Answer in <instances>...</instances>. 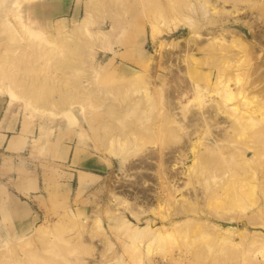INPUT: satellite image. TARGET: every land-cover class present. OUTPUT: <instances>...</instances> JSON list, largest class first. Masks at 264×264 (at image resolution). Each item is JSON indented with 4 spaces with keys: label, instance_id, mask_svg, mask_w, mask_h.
<instances>
[{
    "label": "rangeland",
    "instance_id": "rangeland-1",
    "mask_svg": "<svg viewBox=\"0 0 264 264\" xmlns=\"http://www.w3.org/2000/svg\"><path fill=\"white\" fill-rule=\"evenodd\" d=\"M21 4L45 24L39 38L16 15ZM192 79L202 88L182 97L185 120L165 116L169 93L180 98ZM0 95L22 103L24 130L38 123L30 157L40 175L28 203L0 202V264H176L174 253L177 264H264V0H0ZM207 108L227 121L188 120ZM24 140L20 132L10 146ZM185 141L179 197H193L156 211L189 203L206 223L182 221L163 237L133 232L125 219L142 228L157 212L138 222L123 192L134 193L139 174L157 186L158 160L168 165ZM206 142L229 161L211 162ZM66 145L102 165L69 173Z\"/></svg>",
    "mask_w": 264,
    "mask_h": 264
},
{
    "label": "bare ground",
    "instance_id": "bare-ground-1",
    "mask_svg": "<svg viewBox=\"0 0 264 264\" xmlns=\"http://www.w3.org/2000/svg\"><path fill=\"white\" fill-rule=\"evenodd\" d=\"M15 10H16V12H15L16 15H18V14L21 15V19L24 20V21H22L23 23L25 22V24H26V26H24V27L25 28H30L29 29L30 31H28V32H27L28 29L25 30L27 33H29V35L30 34H34V36H36V34H37V36L39 38L38 34H40V33L42 35L44 34L43 27H44L45 24L44 23H42V24L38 23L37 24V23H35V21H30L29 20L30 17H28L29 14L27 15L29 10L24 8V6L22 4L21 5H17ZM18 17H20V16H18ZM178 18H180V17L178 16ZM85 21L86 20H84V22ZM25 24H23V25H25ZM189 24H190V27H191V23H189ZM154 25H156V24H154ZM152 27H154V26H152ZM154 28H153V32L157 33L158 28H155V29ZM36 31H37V33H36ZM190 41H191V39L187 40L186 43H185V48H186L185 50L186 51L188 50L187 48H188V45H189ZM160 45H162V44H160ZM182 47H184V46H182ZM158 48H159V46H158ZM158 48H157V51H158ZM179 51H181V50H179ZM184 54H186V53H184ZM166 55H168V54H166ZM180 55H183V54H180ZM154 59H156V58H154ZM178 81H177V78H176V82H178ZM180 86L181 85H179V88L177 90H178L179 94L182 95V96L179 98V97H177L175 95V92L171 91L169 93V97H171V101L168 100V102H169V104L167 103L168 105H166V103H165V105L167 107H165L166 109L164 110V115L165 116L168 115V117H171V115H172L174 117V120H177L179 122H181L182 119L185 120L184 117H185V113L186 112H185L184 108L187 106V104L184 103L181 100L182 97H184V96L187 97L188 96V92L190 91L191 93H193L195 98H199L200 97L201 88H202V87L200 88L199 84L196 81H194L193 79H192L191 82H189L188 89L183 87L180 90ZM201 95H202V93H201ZM190 100H193V98L192 99L190 98ZM231 109H233L235 111L236 110H241L239 105H235ZM214 115L215 114H213V111H211V108H209V109L207 108L206 111L199 109L198 111H193V113L191 112V114L188 115V120L191 123L195 122V120H202L204 122H207L209 120V117H212ZM212 119H215V122H217L218 126H219V123H221V121H224V120L227 121V119H220V118H217V116L212 117ZM223 123L224 122H222V124ZM183 128H184V126H183ZM190 144H191L190 141L189 142L185 141L184 144H183V148L185 150H183V149L180 150L179 148H177V150L179 151L178 154H175L176 151L174 149H171L170 153L166 156V159H165V160L168 161L167 162L168 165H164L163 166L162 161L158 160L159 162H161L159 164V167L162 170H159V169H158V171L156 170L158 173H160L159 176H155L156 180L158 181V185L157 186H155V184H154L153 187H151V185H145V183H146L145 182V177H148V175L144 174V176H145L144 177L141 174H139L138 178H137V182H135V183L131 182V186H134L133 187L134 193H130V192H127V191L123 192L124 188H122V192H123L122 197H121L122 198V202L132 212V216L134 218H136V219H139L138 222L141 221L140 217H141V214L143 212H150V211L151 212H155V213L157 212L154 215V217L151 216V217L147 218V221H146L147 224L145 226H143L142 228L140 226H137V225L133 224V222L131 220L125 219L124 223L127 225V227L129 226L132 229L133 232H135V233L143 232L144 233L145 231H147L148 234L150 233V234H153L154 236L158 235L157 237H159V235L162 236V235L166 234L168 231H171V233H172V229L177 228L181 224L182 221H191L193 219H196L194 221H197L198 223H200V222H202L201 224L206 223V220L201 218V215L195 217L194 213L193 214L191 213V210L196 211V208L194 207L195 205H191L189 203H185L184 204L185 207L182 210H178L180 208V206H183L182 203L185 200L193 197V193L191 191H189L190 195L179 197V195H181V194L183 195V192H185V191H183V187L187 183L185 180H182V178H186V176L188 175V173L186 171L187 168L184 166L185 162H183V161H185L187 159V157H188L185 147H188ZM204 144H206V146H208V149H207V147L205 148V149L208 150V154L212 153V156L214 154H216L215 155L216 157L214 156L213 159H212V157L210 158L211 162L215 163L218 156L221 157L223 160L225 159V160L229 161L228 157L225 154V152L222 150V148L217 143L213 144L212 142H206ZM194 149H195V147L191 148L192 151H194ZM204 151H206V150H204ZM151 155L154 158L159 156L155 152H152ZM140 162H143V159H141ZM129 165H130V162L127 164V166H129ZM230 168H227L226 172H229V170L231 171ZM229 175H231V174H229ZM164 183H166V184H164ZM135 184H138V185L140 184V186L141 185L142 186L141 187H137V186H135ZM194 195H196V191H194ZM174 199L181 204V205L179 204L180 206H179V208L176 209V211L169 212V213H166V214H161L158 211H156L157 207H159L160 204H162V202L171 201V200H174ZM135 208H137L138 211H136ZM181 213L184 216L183 219H181L183 217V216H181ZM43 230H44L43 227L39 228V231H43ZM142 241H143V239H142ZM31 255L32 254H30V256ZM179 258H180V253H174L173 257L171 256V261H174V263L177 264V262L179 261ZM153 261H154V264H161V263L165 264V261L162 260V259H155L154 258Z\"/></svg>",
    "mask_w": 264,
    "mask_h": 264
},
{
    "label": "crops",
    "instance_id": "crops-1",
    "mask_svg": "<svg viewBox=\"0 0 264 264\" xmlns=\"http://www.w3.org/2000/svg\"><path fill=\"white\" fill-rule=\"evenodd\" d=\"M21 104L17 100L13 104H10V99L5 97V95H0V194H2L0 196V202L4 201L6 197L10 198L13 194L16 196V200L28 203L29 201L22 199V197L37 194L40 187V175L37 173L36 165L37 154L30 157L31 144L33 137L37 138L36 133L39 130V125L36 122L32 125L33 121L31 120L30 123L27 122L30 124L29 127L24 130V117L26 114L19 108ZM32 130L34 135L32 134ZM20 132H23L25 135L23 144L10 146L11 140ZM63 143L61 142L59 145H56L55 142V146H60ZM27 150H29L28 163L25 160ZM81 150L82 148L78 147V145L74 147L73 151L67 145L62 149V160L68 161V158L72 156L71 164L73 166L71 169L74 171L68 172H72L71 174L75 176L79 175L80 170L95 172L94 170L84 168L87 165H102L99 154L88 150Z\"/></svg>",
    "mask_w": 264,
    "mask_h": 264
}]
</instances>
